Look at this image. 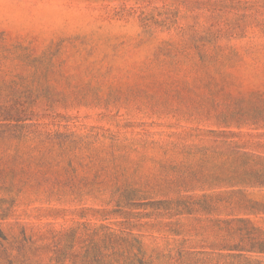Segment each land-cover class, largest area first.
Listing matches in <instances>:
<instances>
[{
  "label": "rangeland",
  "instance_id": "1",
  "mask_svg": "<svg viewBox=\"0 0 264 264\" xmlns=\"http://www.w3.org/2000/svg\"><path fill=\"white\" fill-rule=\"evenodd\" d=\"M10 98L67 137L54 155L73 161L68 171L85 191L113 190L105 178L126 151L160 159L151 148L133 152L130 141L144 133L174 140L227 114L233 129L264 134V0H0V100ZM153 168L147 161L144 172ZM109 200L31 203L10 221H124L107 215ZM235 200L241 208L182 219L193 247L264 240V189Z\"/></svg>",
  "mask_w": 264,
  "mask_h": 264
},
{
  "label": "trees",
  "instance_id": "2",
  "mask_svg": "<svg viewBox=\"0 0 264 264\" xmlns=\"http://www.w3.org/2000/svg\"><path fill=\"white\" fill-rule=\"evenodd\" d=\"M25 104L0 100V264H251L245 253L264 255V240L231 245L223 239L210 249L193 247L185 238L191 225L182 221L241 208L237 196L264 189V134L241 125L233 129L234 117L227 114L214 127L169 136L174 140L144 133L130 141L133 152L151 148L160 159L143 153L131 160L126 151L111 161L116 172L105 178L115 184L113 190L85 191L70 176L73 161L66 167L63 154L54 155L67 137L44 130ZM112 139L118 146L120 138ZM147 161L154 164L150 172H144ZM98 193L109 194L108 203L116 205L107 215L124 221H10L22 205ZM145 218L152 221H141ZM154 233L164 234V243Z\"/></svg>",
  "mask_w": 264,
  "mask_h": 264
}]
</instances>
